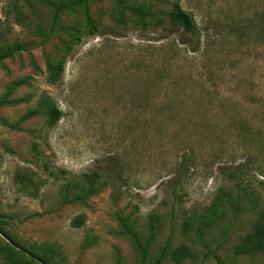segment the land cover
Returning a JSON list of instances; mask_svg holds the SVG:
<instances>
[{
	"label": "rangeland",
	"instance_id": "1",
	"mask_svg": "<svg viewBox=\"0 0 264 264\" xmlns=\"http://www.w3.org/2000/svg\"><path fill=\"white\" fill-rule=\"evenodd\" d=\"M175 1H96L55 26L69 0H0V55L21 47L0 61V224L26 256L46 243L64 264H144L122 218L145 264L167 243L190 246L183 264L264 263L235 253L264 212V0H180L197 52L171 25ZM44 94L63 113L54 127Z\"/></svg>",
	"mask_w": 264,
	"mask_h": 264
},
{
	"label": "trees",
	"instance_id": "2",
	"mask_svg": "<svg viewBox=\"0 0 264 264\" xmlns=\"http://www.w3.org/2000/svg\"><path fill=\"white\" fill-rule=\"evenodd\" d=\"M96 1H105V0H69V4L67 6H56V11L54 15V25H57L58 16L66 11L74 12L78 7L83 6L85 9L88 8L89 3H94ZM119 6L123 7L122 0H112ZM169 18L171 25L177 27L182 30V34L180 35V43L182 45H187L191 52H197L199 50L201 44V36L199 34V29L196 23L194 16L185 11L180 4V0H176L173 3V8L169 12ZM20 46L9 47L5 54L0 55V61H4V59L11 57L15 52L20 50ZM64 72L63 62L61 61L55 67L51 68L49 79L52 83H56L61 79V76ZM17 86V84H13L12 87ZM9 103L7 100L0 101V107L4 104ZM41 105L46 109L48 116V125L49 127H54L61 120L63 113L59 109V107L55 104L54 100L44 95L40 97ZM38 110L32 111L26 115V117L34 116L38 114ZM184 161H186L184 159ZM88 182H90L89 191H94L93 189L98 176L97 175H87ZM71 184H67L66 188L70 187ZM35 185L32 184L31 180L26 185L25 189H32L34 191H38L37 188H34ZM96 193V192H95ZM32 196H36L37 194L34 192L31 194ZM119 198V194L115 195V201ZM222 200L218 199L212 207H210L205 215H202L200 224L203 227H212L215 221L221 217L222 215ZM122 227L125 232L130 235L135 244L141 250L143 263L148 257V248L143 245L138 234L133 231L126 222L121 218ZM84 224V219L82 217H78L73 221L74 227H81ZM191 226V221H185V231H187ZM0 233L1 235L7 236V239L10 240L11 246L9 243H5L3 248L8 251V257L6 260L14 263V264H34L40 262L41 264H64L63 262V252L60 251L57 247L50 244H39L34 247L39 250L40 253L35 252L34 250H28L30 252V257L26 256L22 251L17 250V246L23 248V244L13 238L8 232L1 226L0 224ZM0 241L1 237H0ZM235 253L237 255H263L264 256V212L262 213L259 221L255 224L253 230L245 235L242 239V242L239 246L235 248ZM195 257V253L192 251L190 246L181 245L174 248L171 244L167 243L161 250L160 254L156 258L155 264H162L166 259H170L176 264H183L187 259ZM218 264H227L223 260L217 257ZM264 264V263H263Z\"/></svg>",
	"mask_w": 264,
	"mask_h": 264
},
{
	"label": "water",
	"instance_id": "3",
	"mask_svg": "<svg viewBox=\"0 0 264 264\" xmlns=\"http://www.w3.org/2000/svg\"><path fill=\"white\" fill-rule=\"evenodd\" d=\"M42 264H44V263H42Z\"/></svg>",
	"mask_w": 264,
	"mask_h": 264
}]
</instances>
